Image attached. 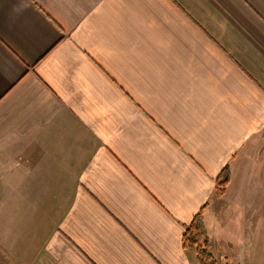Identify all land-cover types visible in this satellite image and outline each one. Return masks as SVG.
Here are the masks:
<instances>
[{"label":"crops","instance_id":"0c3cea01","mask_svg":"<svg viewBox=\"0 0 264 264\" xmlns=\"http://www.w3.org/2000/svg\"><path fill=\"white\" fill-rule=\"evenodd\" d=\"M263 143L264 0H0V264H197Z\"/></svg>","mask_w":264,"mask_h":264},{"label":"rangeland","instance_id":"374dc122","mask_svg":"<svg viewBox=\"0 0 264 264\" xmlns=\"http://www.w3.org/2000/svg\"><path fill=\"white\" fill-rule=\"evenodd\" d=\"M248 157L238 164L236 178L231 185L233 190L227 198L217 201L209 213V224L205 223L209 237L213 231L216 237L229 238L238 245L237 252L233 254L234 249L229 250L228 247L222 251L224 240L218 241L222 257L226 258L221 260V264H264V213H261L264 208H260L257 190L264 180V143L250 151ZM239 161L240 158L236 165ZM261 197L264 205V194ZM215 252L220 258L216 246Z\"/></svg>","mask_w":264,"mask_h":264},{"label":"trees","instance_id":"16d2710c","mask_svg":"<svg viewBox=\"0 0 264 264\" xmlns=\"http://www.w3.org/2000/svg\"><path fill=\"white\" fill-rule=\"evenodd\" d=\"M231 180L232 171L230 164H228L216 180V196L218 198L224 197L228 193ZM204 210L205 207L186 226L183 237L184 246L196 250L197 264H218L217 258L212 251V243L206 232Z\"/></svg>","mask_w":264,"mask_h":264}]
</instances>
